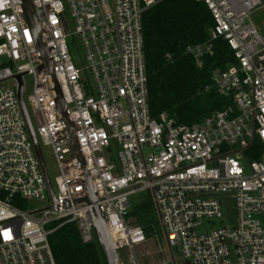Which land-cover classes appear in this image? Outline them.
I'll return each instance as SVG.
<instances>
[{
    "label": "built area",
    "instance_id": "obj_1",
    "mask_svg": "<svg viewBox=\"0 0 264 264\" xmlns=\"http://www.w3.org/2000/svg\"><path fill=\"white\" fill-rule=\"evenodd\" d=\"M29 2L83 166L72 155L50 77L40 69L22 2L0 0V264H56L48 237L65 224L76 223L83 243L96 241L94 206L120 264H141L136 250L146 237L129 219L130 199L147 191L166 248L179 250L184 263L264 264V37L251 20L264 11V0H194L207 7L214 27L186 54L201 69L212 41L222 38L236 64L213 73L203 88L231 104L191 126L150 113L142 17L156 0ZM65 7L85 69L68 47ZM17 76L23 94V79L31 78L34 134L57 164L53 200L19 105ZM85 177L95 205L75 204L86 197ZM45 201L46 208L29 207ZM225 203L234 207L233 224L198 233L205 221L222 223ZM51 223L58 226L50 229Z\"/></svg>",
    "mask_w": 264,
    "mask_h": 264
},
{
    "label": "trees",
    "instance_id": "obj_2",
    "mask_svg": "<svg viewBox=\"0 0 264 264\" xmlns=\"http://www.w3.org/2000/svg\"><path fill=\"white\" fill-rule=\"evenodd\" d=\"M142 27L153 118L165 113L177 125L191 126L200 124L211 111H221L231 104L214 90L203 92L213 73L236 64L225 41H212V53L204 57L201 69L186 54L188 47L206 42L214 27L206 6L194 0H156L144 12ZM258 147L255 141L254 148ZM143 208L132 202L129 215L138 217ZM137 224L145 237L151 236L146 223ZM48 240L56 264H105L97 242L83 243L76 223L57 228Z\"/></svg>",
    "mask_w": 264,
    "mask_h": 264
},
{
    "label": "rangeland",
    "instance_id": "obj_3",
    "mask_svg": "<svg viewBox=\"0 0 264 264\" xmlns=\"http://www.w3.org/2000/svg\"><path fill=\"white\" fill-rule=\"evenodd\" d=\"M65 20H66V33L69 35L68 38V47L70 48V52L73 56L75 65L80 69H85V63L83 60V48L80 46V42L78 38L74 35L75 28L74 24L70 18L69 10L65 7ZM251 20L257 30L264 37V11L258 10L256 13H253L251 16ZM88 76V71L83 72V77L86 80ZM23 82L25 84V91L23 94V100L27 106L29 118L31 120V125L35 128V121L31 111L30 106H28L27 98L29 94L32 93L31 87V78L24 77ZM13 83L7 82L5 83L6 87H10ZM41 154L43 161L46 165V173L49 182L54 185V178L58 174L57 164L54 161L53 155L51 151L41 147ZM135 205H141L144 208L138 217L129 215V219L134 225H137V221L141 223H146V226L150 229V237H146V243L136 250V255L139 257V261L141 264H184V259L180 255L179 250L172 249L169 250L166 248L165 237H163L159 218H157L156 209L153 203V199L151 198L150 193L147 192H139L131 197L130 199ZM150 201V207L148 203ZM49 205V201L45 202H32L29 205L30 208H46ZM225 209L223 210V221L215 222L212 226L209 225L208 222L205 221L203 223V227L198 229V233H205L210 227L212 229L222 228L226 225H232L234 222V207L232 204L225 203ZM58 224V223H57ZM56 224V225H57ZM55 224L51 223L48 228L52 229ZM123 256V255H122Z\"/></svg>",
    "mask_w": 264,
    "mask_h": 264
},
{
    "label": "water",
    "instance_id": "obj_4",
    "mask_svg": "<svg viewBox=\"0 0 264 264\" xmlns=\"http://www.w3.org/2000/svg\"><path fill=\"white\" fill-rule=\"evenodd\" d=\"M21 2H22V9L24 10V16L26 22L33 32L35 49H37V52L39 53L40 56V60L42 62V66H40V69L43 70L47 74V76L50 77L51 86H53V92L56 98V105H57L59 118L64 122V124H66V136L68 143H70L72 149V155L77 160V162H79L83 166V162L81 161V157L78 149V144L75 141L74 127L73 124H71V122L66 118V106L64 105L60 88L55 80V76L53 74L52 68L50 67V62L48 59V49H46L41 42V30L39 29L38 23L34 18V11L32 10L29 0H21ZM16 79L19 87L18 89L19 105L21 106L22 114L25 123L27 125L30 139L32 141V144L34 145L38 161L41 164V168L44 175V180L47 185L49 196L53 200V189L51 186V182H49L47 177L46 165L43 161L41 150L39 144L37 143L33 127L29 121V116L27 113L26 106H24L23 93L21 87V77L17 76ZM85 181H86L85 182L86 197L82 200H78L75 204L85 203L88 206L89 204L95 205L97 203V200L91 187V181H89L87 177H85ZM89 220H91L92 222L94 229V236L100 248L102 257L104 258L105 264H120L119 257L117 256V253L112 246L111 238L109 237L108 234L105 219H103L102 215L100 214L96 206L90 209ZM184 264H190V262L187 261Z\"/></svg>",
    "mask_w": 264,
    "mask_h": 264
}]
</instances>
